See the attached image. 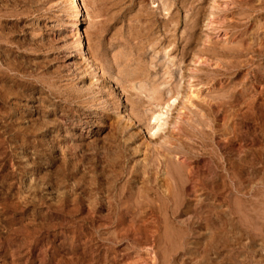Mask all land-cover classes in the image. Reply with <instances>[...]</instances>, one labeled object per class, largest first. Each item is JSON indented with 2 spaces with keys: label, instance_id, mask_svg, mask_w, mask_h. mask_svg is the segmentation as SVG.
Listing matches in <instances>:
<instances>
[{
  "label": "rangeland",
  "instance_id": "1",
  "mask_svg": "<svg viewBox=\"0 0 264 264\" xmlns=\"http://www.w3.org/2000/svg\"><path fill=\"white\" fill-rule=\"evenodd\" d=\"M0 264H264V0H0Z\"/></svg>",
  "mask_w": 264,
  "mask_h": 264
},
{
  "label": "bare ground",
  "instance_id": "2",
  "mask_svg": "<svg viewBox=\"0 0 264 264\" xmlns=\"http://www.w3.org/2000/svg\"><path fill=\"white\" fill-rule=\"evenodd\" d=\"M211 1V0H210ZM70 2H71V4H78V0H70ZM213 2H214V5L216 4V2H217V0H213ZM145 7V6H144ZM82 10V9H81ZM83 15V14H82ZM143 16V15H142ZM213 14H210V16H209V20H211V19H213ZM212 22V21H211ZM209 23V22H208ZM78 24V21L76 22V24H75V26ZM168 29H170V28H168ZM79 48L80 49H82L83 51L84 50H86L85 49V47H84V45L82 44V42L80 41V43H79ZM85 56V55H84ZM87 56V55H86ZM200 58V57H199ZM85 82V81H84ZM158 93V92H157ZM50 96V95H49ZM160 97V96H159ZM157 99V98H156ZM159 99H161V98H159ZM165 101V100H164ZM105 103V102H104ZM166 103V102H165ZM127 119V118H126ZM128 120V119H127ZM156 120V119H155ZM134 122V121H133ZM137 125V124H136ZM229 197V196H228ZM215 202V201H214ZM218 202V201H217ZM254 203V202H253ZM214 209V208H213ZM230 210H231V208H230ZM215 211V210H214ZM217 211V210H216ZM225 211V210H224ZM213 214V213H212ZM218 216H219V214H218ZM221 216V215H220ZM223 216V215H222ZM224 220V219H223ZM221 222V221H220ZM223 223H224V221H223ZM232 223V222H231ZM245 224V223H244ZM223 225V224H222ZM221 225V226H222ZM247 227H248V225H247ZM222 228V227H221ZM225 235V234H224ZM238 255V254H237ZM233 260V259H232ZM237 260V259H236Z\"/></svg>",
  "mask_w": 264,
  "mask_h": 264
}]
</instances>
